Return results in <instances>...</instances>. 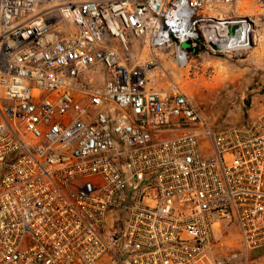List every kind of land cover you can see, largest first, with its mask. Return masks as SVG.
<instances>
[{"label":"built area","instance_id":"obj_1","mask_svg":"<svg viewBox=\"0 0 264 264\" xmlns=\"http://www.w3.org/2000/svg\"><path fill=\"white\" fill-rule=\"evenodd\" d=\"M252 2L0 0V264L264 253V109L210 124L162 58L129 54L237 58L258 24L229 11ZM226 227L240 246L218 255Z\"/></svg>","mask_w":264,"mask_h":264},{"label":"rangeland","instance_id":"obj_2","mask_svg":"<svg viewBox=\"0 0 264 264\" xmlns=\"http://www.w3.org/2000/svg\"><path fill=\"white\" fill-rule=\"evenodd\" d=\"M253 17L258 24V43L254 49L237 58L197 56L189 65L182 69L174 61L165 57V51L149 52L140 40L132 39L129 51L133 63L143 62L146 59L159 57L164 60L165 68L182 90L194 101L201 114L211 124H221L238 120L239 115H246V111L254 96V87L257 76L252 69L254 62L247 63L252 54L264 57V7L257 3H245L236 6L231 13ZM184 49L194 53L189 44ZM152 78L155 80L156 75ZM163 82L157 81L156 84ZM219 240L218 255H228L237 251L239 237L234 228H224L223 235H216ZM248 264H264V253H254L249 257Z\"/></svg>","mask_w":264,"mask_h":264},{"label":"crops","instance_id":"obj_3","mask_svg":"<svg viewBox=\"0 0 264 264\" xmlns=\"http://www.w3.org/2000/svg\"><path fill=\"white\" fill-rule=\"evenodd\" d=\"M241 13L242 11H239V14ZM245 61L250 64L251 62H254V68L252 69V71L254 72V76H257V80L253 90L254 96L251 101L252 109L249 113V115L253 117L257 114L258 111L264 109V57L261 54H252L247 59H245ZM261 89L262 91H260ZM243 116V114L239 115L238 119Z\"/></svg>","mask_w":264,"mask_h":264},{"label":"water","instance_id":"obj_4","mask_svg":"<svg viewBox=\"0 0 264 264\" xmlns=\"http://www.w3.org/2000/svg\"><path fill=\"white\" fill-rule=\"evenodd\" d=\"M215 50H218V48L216 46H212Z\"/></svg>","mask_w":264,"mask_h":264}]
</instances>
